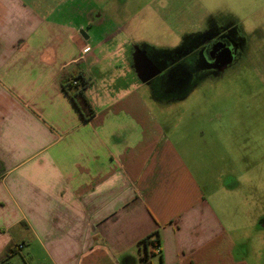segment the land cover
Masks as SVG:
<instances>
[{"label": "crops", "instance_id": "crops-1", "mask_svg": "<svg viewBox=\"0 0 264 264\" xmlns=\"http://www.w3.org/2000/svg\"><path fill=\"white\" fill-rule=\"evenodd\" d=\"M100 18L94 0H0V262L264 264V233L227 227L140 96V50Z\"/></svg>", "mask_w": 264, "mask_h": 264}, {"label": "rangeland", "instance_id": "rangeland-1", "mask_svg": "<svg viewBox=\"0 0 264 264\" xmlns=\"http://www.w3.org/2000/svg\"><path fill=\"white\" fill-rule=\"evenodd\" d=\"M94 6L96 21L104 19L120 41L140 50V96L207 196L214 192L224 202L227 227L263 234L264 150L256 156L253 146L264 144V0H94ZM218 36L236 45L221 70L199 51ZM250 163L261 165L253 171ZM31 257L37 259L34 251Z\"/></svg>", "mask_w": 264, "mask_h": 264}, {"label": "flooded vegetation", "instance_id": "flooded-vegetation-1", "mask_svg": "<svg viewBox=\"0 0 264 264\" xmlns=\"http://www.w3.org/2000/svg\"><path fill=\"white\" fill-rule=\"evenodd\" d=\"M235 50L236 45L228 37L219 36L207 38L199 47V51L204 57L206 64L214 66L219 70L227 66V63H231L232 59L234 58ZM253 150L255 153H259L256 154V156L261 155L264 150V144H262L260 147L253 146ZM260 165V163L253 165L250 163L251 167H249V170L255 171Z\"/></svg>", "mask_w": 264, "mask_h": 264}, {"label": "trees", "instance_id": "trees-1", "mask_svg": "<svg viewBox=\"0 0 264 264\" xmlns=\"http://www.w3.org/2000/svg\"><path fill=\"white\" fill-rule=\"evenodd\" d=\"M61 83L64 93L71 100L83 120L92 118L95 112L85 94V90L90 85V80L84 78L81 73H70ZM140 264H150L147 253L140 259Z\"/></svg>", "mask_w": 264, "mask_h": 264}, {"label": "built area", "instance_id": "built-area-1", "mask_svg": "<svg viewBox=\"0 0 264 264\" xmlns=\"http://www.w3.org/2000/svg\"><path fill=\"white\" fill-rule=\"evenodd\" d=\"M87 50H88V48H84L82 50L81 54L82 55L85 54ZM22 248H23V244L22 243L16 245V251H21ZM0 264H8V263H6V262H0ZM24 264H29V263H24Z\"/></svg>", "mask_w": 264, "mask_h": 264}, {"label": "water", "instance_id": "water-1", "mask_svg": "<svg viewBox=\"0 0 264 264\" xmlns=\"http://www.w3.org/2000/svg\"><path fill=\"white\" fill-rule=\"evenodd\" d=\"M230 62V61H229ZM227 64H229V63H227ZM224 65V64H223Z\"/></svg>", "mask_w": 264, "mask_h": 264}]
</instances>
